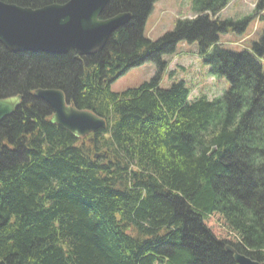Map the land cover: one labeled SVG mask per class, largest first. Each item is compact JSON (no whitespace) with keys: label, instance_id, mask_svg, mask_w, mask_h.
<instances>
[{"label":"trees","instance_id":"obj_1","mask_svg":"<svg viewBox=\"0 0 264 264\" xmlns=\"http://www.w3.org/2000/svg\"><path fill=\"white\" fill-rule=\"evenodd\" d=\"M157 1L112 0L102 18L132 20L80 61L0 45V99L25 98L0 123V264H236L227 247L264 263V36L255 56L224 50L218 33L232 21L208 15L233 0H192L198 19L152 41L144 27ZM182 41L200 44L229 91L191 101L184 83L163 90L158 78L111 91ZM38 89L63 91L106 128L76 138L52 125L51 109L29 97Z\"/></svg>","mask_w":264,"mask_h":264},{"label":"water","instance_id":"obj_2","mask_svg":"<svg viewBox=\"0 0 264 264\" xmlns=\"http://www.w3.org/2000/svg\"><path fill=\"white\" fill-rule=\"evenodd\" d=\"M112 0H70L31 9L0 0V45L8 52L44 53L78 57H92L103 51L112 36L131 20L130 13L101 19ZM34 98L45 103L52 111L49 122L76 138L106 128V121L90 111L70 104L63 91L38 89ZM22 96L0 99V123L12 116L21 104ZM216 149L212 150L214 153ZM236 264H264L238 254L231 248Z\"/></svg>","mask_w":264,"mask_h":264},{"label":"rangeland","instance_id":"obj_3","mask_svg":"<svg viewBox=\"0 0 264 264\" xmlns=\"http://www.w3.org/2000/svg\"><path fill=\"white\" fill-rule=\"evenodd\" d=\"M260 1L233 0L218 15H208L212 21H232L233 25L227 27V31L218 33L217 41L222 49L257 55L253 44L264 36V3L260 8ZM195 19L198 18L194 14L192 0H158L145 23L144 34L148 39L158 41L174 31L179 21ZM258 56L264 72V55ZM205 61L198 42L182 41L172 54L162 57L160 65L147 62L128 70L111 85V91L120 93L135 89L158 78L160 89L168 90L184 83L190 91L191 101L201 96L213 100L229 91L230 83L227 79L214 77Z\"/></svg>","mask_w":264,"mask_h":264},{"label":"flooded vegetation","instance_id":"obj_4","mask_svg":"<svg viewBox=\"0 0 264 264\" xmlns=\"http://www.w3.org/2000/svg\"><path fill=\"white\" fill-rule=\"evenodd\" d=\"M43 7H45V6H43ZM43 7H40V8H43ZM24 8H26V7H24ZM40 8H31V9L36 10V9H40ZM102 16H103V15H102ZM102 16H101V19H104V20H105L106 18H102ZM109 18H110V17H109ZM69 54H71L72 57L75 58V60H79V59H80V57H78L74 52H70ZM84 58H89V57H84ZM35 92H36V90L33 91V93L30 94L29 97H31V99H32V98L35 99L34 96H33ZM17 96H21V95H17ZM17 96L6 97V98H3V99L12 98V97H17ZM24 99H25V98L22 96V101H21V104L19 105L18 108H20V106L23 104ZM30 101H32V100H30ZM67 101H68V100H67ZM68 102H69V101H68ZM69 103H70V102H69ZM70 104H71V103H70ZM49 117H51V114H50Z\"/></svg>","mask_w":264,"mask_h":264},{"label":"bare ground","instance_id":"obj_5","mask_svg":"<svg viewBox=\"0 0 264 264\" xmlns=\"http://www.w3.org/2000/svg\"><path fill=\"white\" fill-rule=\"evenodd\" d=\"M227 248H231V247H227ZM231 249H233V248H231ZM235 252H237L235 249H233ZM229 252V251H228ZM231 253V252H230ZM238 253V252H237ZM233 254V253H232ZM238 254H240V253H238Z\"/></svg>","mask_w":264,"mask_h":264}]
</instances>
